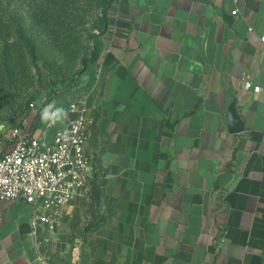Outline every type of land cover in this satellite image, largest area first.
<instances>
[{
    "label": "crops",
    "instance_id": "crops-1",
    "mask_svg": "<svg viewBox=\"0 0 264 264\" xmlns=\"http://www.w3.org/2000/svg\"><path fill=\"white\" fill-rule=\"evenodd\" d=\"M235 9L115 0L86 129L96 223L73 264H264V0ZM32 218L0 203V264H53Z\"/></svg>",
    "mask_w": 264,
    "mask_h": 264
},
{
    "label": "rangeland",
    "instance_id": "rangeland-1",
    "mask_svg": "<svg viewBox=\"0 0 264 264\" xmlns=\"http://www.w3.org/2000/svg\"><path fill=\"white\" fill-rule=\"evenodd\" d=\"M2 1L0 120L22 125L53 102L67 110L75 95L88 97L90 107L103 76L98 60L108 45L115 0ZM65 83L73 87L65 91ZM96 212L88 185L65 209L55 231L38 232L40 253L53 264H73L96 223Z\"/></svg>",
    "mask_w": 264,
    "mask_h": 264
},
{
    "label": "built area",
    "instance_id": "built-area-1",
    "mask_svg": "<svg viewBox=\"0 0 264 264\" xmlns=\"http://www.w3.org/2000/svg\"><path fill=\"white\" fill-rule=\"evenodd\" d=\"M232 1L236 17L243 0ZM244 84H251L245 89L256 93L249 79ZM88 101L85 96L70 97L69 116L53 133V125L38 118L10 125L8 134L0 139V203L23 200L31 206L34 231H55L62 224L65 209L88 186L93 168L87 155Z\"/></svg>",
    "mask_w": 264,
    "mask_h": 264
},
{
    "label": "clouds",
    "instance_id": "clouds-1",
    "mask_svg": "<svg viewBox=\"0 0 264 264\" xmlns=\"http://www.w3.org/2000/svg\"><path fill=\"white\" fill-rule=\"evenodd\" d=\"M245 88L251 87V84H245ZM256 93L259 94L261 89L259 86L255 89ZM67 116V112L65 109L61 107H55L53 103H47L42 107L40 112V119L42 123L55 125L58 122H62ZM4 125L0 124V130H3Z\"/></svg>",
    "mask_w": 264,
    "mask_h": 264
},
{
    "label": "water",
    "instance_id": "water-1",
    "mask_svg": "<svg viewBox=\"0 0 264 264\" xmlns=\"http://www.w3.org/2000/svg\"><path fill=\"white\" fill-rule=\"evenodd\" d=\"M229 132L231 134H239L245 131V124L238 114L236 103H234L229 110Z\"/></svg>",
    "mask_w": 264,
    "mask_h": 264
},
{
    "label": "trees",
    "instance_id": "trees-1",
    "mask_svg": "<svg viewBox=\"0 0 264 264\" xmlns=\"http://www.w3.org/2000/svg\"><path fill=\"white\" fill-rule=\"evenodd\" d=\"M112 1L113 0H109L108 1V4H111ZM2 6H3V1L0 0V8H2ZM72 87H73L72 83H65L63 89H65V91H66V89H71ZM58 94H59V92H55L53 94V96H54L53 99L57 100ZM41 110H42V108L38 112L34 113L32 115V117H31V120H36V119L40 118V112H41Z\"/></svg>",
    "mask_w": 264,
    "mask_h": 264
}]
</instances>
